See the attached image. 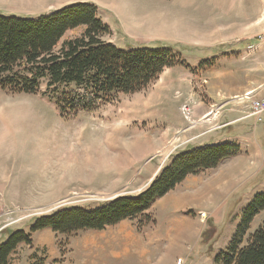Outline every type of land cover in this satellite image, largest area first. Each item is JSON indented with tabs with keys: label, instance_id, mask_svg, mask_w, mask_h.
I'll return each instance as SVG.
<instances>
[{
	"label": "rangeland",
	"instance_id": "obj_1",
	"mask_svg": "<svg viewBox=\"0 0 264 264\" xmlns=\"http://www.w3.org/2000/svg\"><path fill=\"white\" fill-rule=\"evenodd\" d=\"M76 1L97 7L105 41L166 46L179 63L146 89L72 117L61 116L44 83L36 94L0 89V235L28 231L58 208L138 194L187 144L207 143L222 117L240 118L247 132L235 139L238 155L157 199L150 222L44 229L9 264H214L241 211L264 192V178L253 182L263 174L264 114L249 115L251 87L264 84V0H0V14L36 17ZM263 223L264 211L250 232Z\"/></svg>",
	"mask_w": 264,
	"mask_h": 264
},
{
	"label": "trees",
	"instance_id": "obj_2",
	"mask_svg": "<svg viewBox=\"0 0 264 264\" xmlns=\"http://www.w3.org/2000/svg\"><path fill=\"white\" fill-rule=\"evenodd\" d=\"M109 32L91 3L65 5L36 17L0 14V89L36 94L44 83L61 116L72 117L97 111L120 94L146 89L165 69L179 63L172 48L135 45L122 49L104 40ZM239 152V146L231 142L187 144L134 196H116L89 209L58 208L34 219L28 231L3 232L0 264H9L18 247L31 245L32 236L44 229L67 235L100 231L125 220L148 223V211L157 199L188 176L216 168ZM260 172L253 182L264 178V166ZM263 211L264 192H259L241 211L235 232L226 249L214 256V264H264V223L250 232Z\"/></svg>",
	"mask_w": 264,
	"mask_h": 264
},
{
	"label": "crops",
	"instance_id": "obj_3",
	"mask_svg": "<svg viewBox=\"0 0 264 264\" xmlns=\"http://www.w3.org/2000/svg\"><path fill=\"white\" fill-rule=\"evenodd\" d=\"M73 3H88V2L76 1V2H70L69 4H73ZM69 4H66V5H69ZM63 6H65V5H63ZM61 7L62 6H60L58 8H61ZM58 8H56V9H58ZM53 10H55V9H53ZM24 17H26V16H24ZM233 51H234V46L231 47V51L230 52H233ZM211 56H216V55H211ZM257 84H258V88L257 87H255V88L251 87V89H253L251 92L252 93L254 92L255 93L254 95L257 94L254 99H258V98H261V97L264 96V84H259V83H257ZM246 90H250V88L246 89ZM215 116H217V115H215ZM228 116H232V115H228ZM216 118H218V117H216ZM222 119H223V117H222ZM222 119L217 121L218 125L215 126V128H213V130L215 129L216 131L209 136L207 143L212 142V141L214 143H219V142L235 143V139L240 134L247 132L246 131V126L247 125L244 124V122L241 121L240 118H237L235 120H231L230 119V120H225V121H223ZM263 127H264V125L262 126V128ZM262 128H261V130H263ZM222 130H224V132H223L224 134H222V136L220 137V134L222 133ZM207 143H205V144H207ZM260 144L264 145L263 141L261 139H259V145ZM202 145H204V144H202ZM262 151H264V149ZM262 163L264 165V159L262 160Z\"/></svg>",
	"mask_w": 264,
	"mask_h": 264
},
{
	"label": "built area",
	"instance_id": "obj_4",
	"mask_svg": "<svg viewBox=\"0 0 264 264\" xmlns=\"http://www.w3.org/2000/svg\"><path fill=\"white\" fill-rule=\"evenodd\" d=\"M251 94L248 93L245 96H249ZM249 115L253 116L256 119V122L261 121V117L264 114V96L258 99H253L251 101V106L249 109ZM184 113H187L188 111H183Z\"/></svg>",
	"mask_w": 264,
	"mask_h": 264
}]
</instances>
